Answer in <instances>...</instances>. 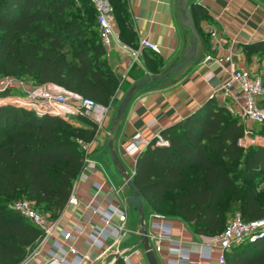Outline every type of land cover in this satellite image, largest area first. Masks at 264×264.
<instances>
[{
	"label": "trees",
	"instance_id": "trees-1",
	"mask_svg": "<svg viewBox=\"0 0 264 264\" xmlns=\"http://www.w3.org/2000/svg\"><path fill=\"white\" fill-rule=\"evenodd\" d=\"M119 38L132 43L129 0H108ZM198 19L204 11L192 6ZM247 58L264 43L248 46ZM97 12L89 0H0V76L30 77L109 107L121 84L105 67ZM156 75L161 62L147 60ZM261 80L264 88V69ZM264 109V98L259 102ZM60 117L0 105V264H24L43 232L11 208L27 201L50 221L65 211L83 172L82 144L97 128ZM245 125L214 99L161 132L137 157L133 180L151 211L189 225L196 235L215 237L237 214L245 222L264 219V123L256 145L239 146ZM226 204V206H224ZM227 264H264V237L227 252ZM115 264H125L122 260Z\"/></svg>",
	"mask_w": 264,
	"mask_h": 264
},
{
	"label": "crops",
	"instance_id": "crops-1",
	"mask_svg": "<svg viewBox=\"0 0 264 264\" xmlns=\"http://www.w3.org/2000/svg\"><path fill=\"white\" fill-rule=\"evenodd\" d=\"M192 4L198 5L205 14L202 19H198L200 42L196 43V59L165 79L150 81L138 89L127 106L122 121L118 123L117 104L122 102L134 84L145 77L161 75L169 66L182 63L193 39L192 32L181 24L179 0H129L133 42L127 44L121 40L122 45L113 43L106 49L103 57L105 67L116 76L122 86L117 92L115 102L109 106L103 128L96 131L90 155L104 173L105 179L93 174L86 179L79 176L74 183L73 191L81 206H67L57 219L54 237L41 243L37 248L35 258L37 264L47 262L55 239H60L62 231L77 234V226L84 228V231L74 247L80 255L88 252L86 240L98 218L88 221L85 208L94 199L101 203L103 210L107 208L109 201L125 212L128 234L118 243L114 242V239L109 240L107 249L90 252L94 259L92 264H112L118 255L125 253L129 264H150L145 257L141 232L144 226L149 232L155 222L152 216L159 214L151 211L148 206V218L145 220L144 212L141 214L135 206L126 203L133 194L132 190L125 186L124 175L133 174L137 156L127 155L125 148L137 135L149 144L164 130L195 114L213 99L214 86L218 82L228 80L230 73L240 69L255 73L260 65L256 57L261 53L254 54L248 59L245 49L251 45L264 43V0H189L188 7ZM116 31L119 34L118 26ZM142 40L160 45L162 54L156 55L145 50L138 59H135L131 51L136 50ZM230 56L232 60L227 62L226 59ZM147 60L150 63L161 62L159 68L161 73L156 75V71L150 69ZM262 70L261 67L258 74H261ZM72 124L76 127H85L77 118ZM109 139L113 141L125 174H121L113 163ZM112 167H115V170ZM113 178L118 180L119 185L115 184ZM95 183H105L101 192H96ZM119 189L121 191L118 192ZM145 204L148 205L143 199L144 210ZM164 218L173 220V239L181 241L185 247L203 244L205 238H209L196 235L192 228L181 220ZM153 232L155 234L156 231ZM149 242L159 264H171L170 261L176 259V256L169 252L168 242H157L151 238ZM136 249H140L142 253L134 254L133 251ZM219 257L220 252L215 251L210 262L201 260L198 255L193 254L191 261L192 264H216ZM75 260L74 256L68 257L70 263H75Z\"/></svg>",
	"mask_w": 264,
	"mask_h": 264
},
{
	"label": "built area",
	"instance_id": "built-area-1",
	"mask_svg": "<svg viewBox=\"0 0 264 264\" xmlns=\"http://www.w3.org/2000/svg\"><path fill=\"white\" fill-rule=\"evenodd\" d=\"M89 1L97 12V23L103 46L107 49L113 43L122 45L119 34L116 31V19L109 1ZM145 50L151 51L156 55L162 54V47L148 40L140 41L139 47L136 50L133 49L131 54L135 59H138ZM231 60V56L226 59L227 62ZM213 90L212 98L218 104L224 105L232 116L240 119L245 125V133L243 138L239 140V146L247 149L256 145L258 137L255 136L251 125L260 126L264 123V109L259 107V102L264 98L261 75L246 69L236 70L230 73L228 80L218 82ZM0 105H11L16 108H22L29 112H34L39 117L46 115L60 117L71 124L75 118L82 116L95 124L98 131L103 128L105 118L109 113V107H104L92 99L68 92L57 85L29 86L25 81L15 77H0ZM94 142L82 144L86 157V166L80 176L85 179L91 174L87 171V167L98 166L90 158ZM157 143L159 145L167 144L160 135L157 136ZM148 145L137 135L133 138L131 144L125 148V152L131 157H138ZM134 174L133 172L130 176L133 177ZM104 184H94L97 193L103 190ZM125 186H127V181H125ZM107 202L108 206L105 210L102 209L101 203L96 199L85 208L88 221L98 218L97 223L86 240L88 252L80 255L74 247V244L79 241L80 234L84 231V228L77 226V234L66 231L60 233V239H55L45 264H92L94 259L90 252L107 249V242L111 239H114V242L118 243L126 237L128 230L126 228L127 216L125 212L119 207L113 206L111 202ZM67 206H81L74 191H72ZM11 208L18 211L25 219L43 232L39 245L54 237L57 220L50 221L47 216L34 208L33 203L19 201L12 204ZM152 218L155 222L150 227L148 239L151 238L157 242H168L170 244L169 252L176 256L175 260L170 261L171 264H192L191 256L193 254L198 255L201 260L211 262L215 251L220 252V257L216 264H227V252L243 244H254L264 237V219L245 222L237 214L228 222L226 228L218 236L205 238L203 244H192L185 247L181 241L173 239V220L166 219L157 214L153 215ZM152 231H156L155 234ZM37 248L24 264H37L35 261ZM133 253L139 255L142 251L136 249ZM69 256L75 257V263L68 261ZM117 257L125 264H129L126 253L120 254Z\"/></svg>",
	"mask_w": 264,
	"mask_h": 264
},
{
	"label": "water",
	"instance_id": "water-1",
	"mask_svg": "<svg viewBox=\"0 0 264 264\" xmlns=\"http://www.w3.org/2000/svg\"><path fill=\"white\" fill-rule=\"evenodd\" d=\"M188 5H189V0H179V8H180L179 17L181 20V24L183 25V27L190 30L192 32V35H193L191 47L186 51V53L184 55L185 60L177 66L176 65L169 66V68L161 75L155 76L153 78L145 77V78L141 79L140 81H138L137 83H135L134 86L127 92V94L123 98V100H122V102L118 108L117 115H116V121L118 123H120L122 121L124 113L126 111V108L129 105L131 99L133 98L134 94L136 93V91L138 89H140L142 86L149 83L150 81H158V80L165 79L167 76L172 75V74L180 71L186 64H188V63H190L196 59V50H197L196 43L200 42V38H199L197 29H196V25H195V21L193 18L192 6L194 4L190 5L189 7H188ZM108 144H109V150L111 153L113 163L115 164V166L118 167L121 174H125V169H124V167H123V165L119 159L117 152L114 149L113 141L111 139H109ZM87 171H89L91 174H93L95 176H98L102 179H105V175L100 170L99 166L87 167ZM124 176H125V181H127V186L132 190V194H133L132 197H130L126 200V203L129 206H135L137 208V210L141 214H143L144 206H143L142 194L139 191V189L136 187L134 180H133V177H131L130 175H124ZM141 235H142V240H143L142 245H143V249L145 252V257L147 258V260L149 261L150 264H159L156 253L154 252V250L150 246V242L148 239V232H147L145 226L141 232ZM119 260H121V259L119 257H117L112 264H115Z\"/></svg>",
	"mask_w": 264,
	"mask_h": 264
},
{
	"label": "rangeland",
	"instance_id": "rangeland-1",
	"mask_svg": "<svg viewBox=\"0 0 264 264\" xmlns=\"http://www.w3.org/2000/svg\"><path fill=\"white\" fill-rule=\"evenodd\" d=\"M256 61H257L258 64H260L258 66L257 71L255 72L256 74H258V72L260 71V68L261 67L264 69V55L263 56L260 55V56L256 57ZM156 62H158V61H156ZM0 77H2V76H0ZM21 80L25 81L29 86H36V84L33 83V79L30 78V77H25V78H23ZM120 104H117V107H116V110L117 111H118V108H119ZM72 118H74V117H72ZM251 128H252V130H253L254 133L258 132V130H259V126H257V125H251ZM256 137H257V135H256ZM112 168H113V170H115V167H112ZM113 180H114V182H115L116 185H119L117 179L113 178ZM262 188H264V185H261L260 186V189H262ZM16 202H19V201H16ZM16 202H14V203H16ZM224 206H226V204ZM144 216H145L144 219L146 220L148 218V205H146V204H145ZM161 216H163V215H161Z\"/></svg>",
	"mask_w": 264,
	"mask_h": 264
}]
</instances>
